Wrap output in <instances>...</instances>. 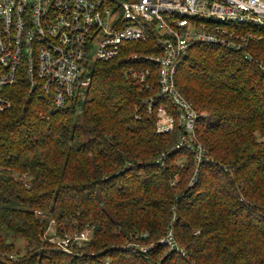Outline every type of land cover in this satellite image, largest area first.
Here are the masks:
<instances>
[{"label":"trees","instance_id":"obj_1","mask_svg":"<svg viewBox=\"0 0 264 264\" xmlns=\"http://www.w3.org/2000/svg\"><path fill=\"white\" fill-rule=\"evenodd\" d=\"M234 31L253 36L246 53L197 45L178 67L177 91L206 114L198 172L195 153L173 151L178 130L157 134L148 111L160 86L143 57L161 55L155 39L95 62L89 87L62 109L30 94L26 78L5 87L0 264H264V29ZM132 70L149 72L146 83ZM160 107L178 113L168 97ZM51 221L61 237L92 229L91 238L57 249ZM170 232L185 255L166 243Z\"/></svg>","mask_w":264,"mask_h":264},{"label":"built area","instance_id":"obj_2","mask_svg":"<svg viewBox=\"0 0 264 264\" xmlns=\"http://www.w3.org/2000/svg\"><path fill=\"white\" fill-rule=\"evenodd\" d=\"M244 26L264 29V0H0V111L12 108L4 88L23 78L30 83V94L37 92L40 100L52 97L55 108L62 109L77 88L89 87L91 61L117 59L125 45L155 39L161 55L143 57L158 68L160 86V92L146 102L148 111L156 116L157 134L178 130L173 151L195 153L198 172L205 150L196 126L206 114L196 112L177 91L178 67L197 45L246 53L253 36L241 37L234 31ZM260 69L264 71L263 66ZM148 74L127 72L137 83H146ZM164 97L172 99L177 115L164 107L155 109ZM91 234L92 229H86L61 237L51 221L46 236L57 249L72 253ZM166 243L184 254L172 232Z\"/></svg>","mask_w":264,"mask_h":264},{"label":"rangeland","instance_id":"obj_3","mask_svg":"<svg viewBox=\"0 0 264 264\" xmlns=\"http://www.w3.org/2000/svg\"><path fill=\"white\" fill-rule=\"evenodd\" d=\"M94 64V62L93 61H91L90 63H89V69H90V71H91V67H92V65ZM261 141H263L264 142V139H261ZM58 235L60 236V234L58 233ZM178 246H179V248H180V250L181 251H183V252H185L184 250L185 249H183V247H181L179 244H178ZM140 249L144 252V251H148L150 248H151V246L149 245V244H140ZM74 252V251H73ZM72 252V253H73Z\"/></svg>","mask_w":264,"mask_h":264}]
</instances>
